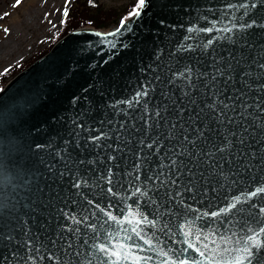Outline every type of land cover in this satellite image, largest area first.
Listing matches in <instances>:
<instances>
[{
	"label": "water",
	"instance_id": "obj_1",
	"mask_svg": "<svg viewBox=\"0 0 264 264\" xmlns=\"http://www.w3.org/2000/svg\"><path fill=\"white\" fill-rule=\"evenodd\" d=\"M253 2L257 7H249L247 15L238 7ZM229 4L233 8L229 9ZM139 11V17L124 19L126 27L123 28L119 22L107 31L92 26L69 31L0 89V207L7 217L6 227L0 223V228L14 229L16 237L13 243L0 240V260L11 258L13 249L19 252V259L13 264H33L29 256L34 258V264H57L55 259H48L51 252L71 264L77 261L99 264L97 255L101 259H115L96 252L90 245L107 242L109 247H119L125 236L121 229L133 227L142 218L141 212L149 219L159 217L157 227L142 224L141 228L148 237L155 232L159 241L153 239V243L165 250L187 247L182 224L193 233L187 238L189 242L195 243L201 232L216 233L215 239L222 248L225 245L219 241V235L231 236L235 232L236 237L228 245L234 247L236 239L252 234L248 226L258 229L260 221H264L259 213V208L264 207V193L250 196L257 187L264 186V112L258 107L264 106V68L260 67L264 64V27L261 26L264 5L259 0H146V7ZM253 21L256 23L251 28H239L240 24ZM233 24L237 27L231 33L217 31L226 26L231 28ZM223 35L232 38H218ZM186 36L190 37L187 41ZM208 40L213 43L207 51L202 47L197 51H178L181 44L204 45ZM230 54L234 58V79L225 85L221 78L218 87L223 89L221 99L236 103V117L241 123L220 126L205 110L204 119L197 121V126L202 128L207 122L210 131L205 132L206 142L198 141V150L208 152L214 145H223L228 132L239 133L245 126L248 127L244 133L246 142L242 146L234 143L229 152L217 153L209 162L203 157L196 162L186 156L177 157L185 165L181 181L186 183L190 179L188 169L195 173L194 191L182 192L183 203H180L181 197L169 200L166 193L176 189L170 184L158 187L159 182L153 184L148 177L159 174L161 166L169 164L173 152L183 144L184 132L179 126L173 138H168L171 124L184 122L191 139L197 133L187 117L189 112L195 115L199 110L183 97L184 85L180 81L170 82L172 74L185 65L210 73L213 57L226 58ZM235 60L240 61L239 66ZM199 84L192 98L203 108L206 103H212V96L211 90L204 87V80ZM145 89L149 95L139 104L135 103L136 93ZM145 102L151 124L147 131ZM245 103L249 106L246 111L240 107ZM179 107L186 109L182 121L177 120ZM158 109L159 118L154 116ZM74 120L83 127L76 128ZM77 131L80 132L79 146L74 137ZM101 132L108 133L110 138L99 141L102 146L97 148L89 136H98ZM141 139L145 143L157 139L158 145H162L159 152L156 146L148 149L140 145ZM232 139L235 142L236 138ZM109 144L111 148L107 147ZM66 147L72 161L95 160V165L74 164L61 177L59 172L64 169V162L55 153ZM188 148L192 151L191 145ZM109 155L116 160L110 162ZM138 163L142 167L137 170ZM50 165L54 166V172L49 170ZM108 167L113 171L112 185L104 179H95L100 175L106 177ZM220 171L223 177L218 175ZM77 172L90 177V184L95 182L96 186L72 187ZM128 172H132V177L127 176ZM137 174L141 176L140 182L133 179ZM138 186L142 191L149 186L158 190L141 196L135 192ZM109 187L116 195L108 192ZM149 197L157 203L151 204ZM237 197L240 198L237 209L220 213V209L236 203ZM252 204L256 207L252 208ZM160 212L164 215L160 216ZM212 212L219 215L212 217ZM64 213H69V217ZM109 213L115 219H109ZM73 215L81 220L80 224L71 220ZM84 216L88 217L87 221L83 220ZM125 218L133 223H127ZM165 223L172 229L171 232L165 229L167 235L159 230ZM89 224L96 225L95 232L101 234L99 240ZM69 227H78L80 232L68 231ZM26 233L31 234L33 247H39L40 253L29 252L23 244ZM63 237L75 245L68 254L63 252L66 248ZM85 239H89L88 246L84 245ZM259 239L264 245V234ZM52 240H57L55 248L50 243ZM178 254L180 259H189L190 264L191 260H204L193 250ZM139 255H151L153 260L149 264H161L162 260L175 259L176 254L162 257L147 251ZM134 259L130 257V261ZM253 264H264V246L254 250Z\"/></svg>",
	"mask_w": 264,
	"mask_h": 264
},
{
	"label": "snow or ice",
	"instance_id": "obj_2",
	"mask_svg": "<svg viewBox=\"0 0 264 264\" xmlns=\"http://www.w3.org/2000/svg\"><path fill=\"white\" fill-rule=\"evenodd\" d=\"M22 3V0H15V4L13 7H16ZM66 8H67V0H65ZM259 3L261 5H264V0H259ZM146 7V0H138L136 6L128 13L129 17H139L141 15V11ZM229 9L233 8V5L229 4L227 6ZM239 8L244 9V14L247 15L248 8H256L257 4L255 2L248 4V3H242L238 6ZM8 13H5V16H7ZM64 15L67 16L68 12L65 10ZM47 16V14H46ZM49 23H52V21L49 20ZM64 21H61V24H63ZM256 22L253 21L252 24H240L239 28H251ZM121 28L126 27L125 20L122 19L120 21ZM264 27V25H261ZM53 27L55 25L53 24ZM237 25L233 24L231 28L224 27L222 29H217L218 32L222 33H231L233 28H236ZM117 31L119 32L120 29L118 28ZM193 29H189V32H192ZM202 32H210L212 29H200ZM4 32L7 34L9 32V29L5 28ZM97 35H100V33H97ZM107 35H113V33H108ZM190 37L186 36L184 39L187 41ZM219 39H225V40H231L230 35H223L218 37ZM213 43L212 40H208L206 44L204 45H193V44H181L178 48V51L186 52V51H197L201 47L207 51L208 47ZM240 61L235 60V64L239 66ZM233 64H234V58L229 55V57H213V64L211 65L212 72H203V71H196L191 65H185V67L178 71L173 72V80L170 81L172 83H175L176 81H180L184 87L182 88V94L183 97H185L189 103V105L194 106L198 108L199 110L195 113V115H192L191 112H189V115L187 117V121L190 122L192 126V130L197 133V135L193 138H189L188 132L189 129L185 127L184 122H173L171 124V129L169 130V136L168 138H173V135L179 126L180 129L183 130L184 136H183V144L180 146L178 151H174L173 155L170 159V163L167 165L161 166V171L159 174H156L154 176L148 177V181H152L153 184L156 182H159L158 187H165L167 185H171L174 189H176L174 192H168L166 193V196L169 200L174 199L176 197H181L180 203H183L182 199V192H193L194 191V181L196 179L195 173L191 171V169H188V174L190 176V179L187 180V182L181 181V176L183 175V169L185 167L184 162L177 159L179 156H186L190 158L192 161L196 162L199 161L202 157L204 158L205 162H209L211 157H215L217 153H225L229 152L233 146L234 143H238L239 145H244L246 142V138L244 136V133L248 131V127L245 126L242 128V130L238 133L236 131H230L225 135V143L220 146H213V150H210L208 152H204L202 150H198V141H204L206 142L205 132L210 131L208 127V123L205 122L204 126L198 127L197 121H202L204 119L203 114L205 113V110H207L208 114L211 116V120L215 121L218 125L224 126L226 124H232L234 122L241 123L238 118L236 117V103H227L224 99H221L220 97L223 95V89H220L218 87L219 82L221 78H223V82L225 85L228 84L229 81L234 79L233 76ZM226 65V66H225ZM261 68H264V64L260 65ZM244 75H247L245 73ZM243 78V77H242ZM159 79V78H157ZM204 80V87L211 90L210 95L212 96V103L211 104H205L203 108H200L199 105H197L196 99L192 98V92L199 89L200 84L199 81ZM149 95V92L147 89L141 92L136 93V100L135 103L139 104L141 99L144 97H147ZM228 100H232V97H228ZM131 103V102H129ZM241 108H243L245 111L249 107L246 103L240 105ZM259 110L261 112H264V106H258ZM144 109H145V126L146 131L148 128L151 127L150 124V117H147V114L149 113V107L147 102L144 103ZM166 110V108H165ZM186 111L185 108L179 107L178 113L179 116L177 118L178 121L183 120L184 112ZM229 113H232V115H229ZM242 112L240 115H243ZM154 116L159 118L161 117V111L158 109L155 111ZM73 124L76 126V128L80 129L83 126L78 124L75 120L73 121ZM121 128H123V125H121ZM87 130V129H85ZM74 137L77 142V146H79V139H80V132H75ZM233 137L236 138L235 142L233 141ZM109 134L101 132L98 136H89V140L92 141L97 148L101 147L102 145L98 143L102 139H109ZM117 139H119V136H117ZM65 144H68V141H65ZM139 144L142 146L147 147L148 149H152L154 146H156V151L159 152V148L162 145H158L157 139H152L150 143H145L143 139L139 140ZM188 145H191L192 151H189ZM108 148H111L112 145H107ZM119 150V149H114ZM241 154H243V149H241ZM59 159L64 162V169L59 172V175L63 177L66 172L71 171V166L74 164L83 165L85 163H88L90 165H95V160H80V161H72L70 154H68L67 147L64 148L61 151H57L55 153ZM138 160L140 159L138 155ZM109 161H115L116 157L113 155H109L108 157ZM142 165L138 163L136 165V169L138 170L141 168ZM213 168H216V165H213ZM164 169H167L168 171L165 172ZM50 171H55L54 166H49ZM217 174V173H213ZM203 175V174H201ZM219 176L223 177L224 173L220 171L218 173ZM127 176L132 177V172H128ZM90 177L81 175L79 172H77L73 176V184L72 187L76 189H80L83 187H95L96 183L90 184ZM96 181L104 179L109 185L113 184V171L112 167L107 168V176L100 175L97 178H95ZM133 179L137 182L141 181V176L139 174L135 175ZM131 183V181H129ZM153 190L151 186L147 188V190L142 191L141 187H136L135 192L139 193L141 196H148L149 192ZM108 192L116 195V193H113V189L111 187L108 188ZM258 193H264V186L257 187L256 190L252 193H250L251 197H255ZM79 194V193H78ZM236 203H232L228 205L227 208L220 209V213L228 212L230 209H237V204L240 202V198L237 197ZM151 204H156L157 201L155 199H152L149 197ZM89 204H92L91 200L87 201ZM137 207H140V205L137 203ZM14 207V206H13ZM252 208H255L256 205L252 204ZM159 211V209H157ZM242 211V210H241ZM4 209L0 207V223H5V227L7 224V217L3 214ZM260 215L264 216V207L259 208ZM8 215H11V212H8ZM65 217H69V213H64ZM139 215L142 217L141 219H137L135 221V224L130 229L122 228L121 231L125 232V236L123 238V241L119 243V247H116L115 245H112L109 247V244L107 242H100V243H92L90 245L91 249L95 250L96 252L103 253L105 256L108 257H115V259H101L99 255H97L95 258L99 262V264H149L150 261L153 260V256L151 255H139V253H144L147 251L155 252L158 256L162 257H168L169 253H175V259L169 260L165 259L161 261V264H190L189 259H180L179 254L180 252H188L189 250H193L196 253H198L199 257L204 258V260H191V264H204L205 261H207V264H253V256H254V250L259 249L262 246V242L259 239L261 234H264V221H260V226L258 229H253L251 226H248V232H251V235H245L241 236L235 241L234 247H229L228 245L232 242V238L236 237V233L232 232L231 236L228 235H219V241L224 243V247L221 248L220 244L215 239L216 233L212 234H203L201 232L199 235L196 236V242H189L188 237L192 235L193 233L191 231L185 230V226L182 224L181 232L183 233V236L185 237L184 243L187 245L184 249H168L165 250L163 248H157L156 245L153 243V239H155L157 242L159 241V237L156 236V233L153 232L151 237H148V233L144 231L143 228H141V225H151L153 228L157 227L160 224L159 217L155 219H149L148 216L143 215V213H139ZM164 213L160 212V216H163ZM205 215H209L205 213ZM212 217H216L219 215L217 212H212L210 214ZM109 219H115L114 216H112L110 213L108 214ZM127 223L132 224L133 221L130 219H127ZM71 220H73L76 224H80L81 220L77 219L76 216H71ZM84 221L88 220L87 216L83 217ZM255 223V221H253ZM88 227L93 229L94 236L96 240L100 239V233L95 232L96 225L95 224H89ZM244 227V226H242ZM165 229L168 230V232H171V226L168 223H165L163 227H161L159 230L160 232L164 233L165 235L168 234V232H165ZM68 231H74L76 233L80 232V229L77 227L75 229H72L69 227L67 229ZM14 231V229H13ZM13 231H6L4 228H0V240H6L8 243H13L16 241V237L13 235ZM131 233V234H129ZM117 236H119V233H116ZM26 239L24 240L23 244L27 247L28 251H35L37 253H40L41 249L39 247H33V241L31 238L30 233L25 234ZM64 241L66 242V248L63 249V252L65 254H68L71 252V250L75 247V245L72 243L71 240H69L67 237H63ZM205 241H207L205 243ZM142 242V243H140ZM53 247L55 248L57 244V240H52L50 242ZM173 243H176V241H173ZM199 244L200 246H197ZM84 245H89V239L84 240ZM143 245H147V248L143 247ZM243 245V246H240ZM250 245V246H249ZM131 250V251H129ZM211 253V255H209ZM79 253H77L78 255ZM92 254V253H90ZM134 256L135 259L130 261V257ZM229 257L230 259H226L225 257ZM43 258V257H41ZM19 259V252L15 249L12 250V257H4L2 260H0V264H13L14 260ZM29 260H33L34 264V258L29 256ZM48 259L51 261L55 259L57 261V264H71V261H65L60 259L56 256L55 252H51L48 255ZM76 264H79L77 261Z\"/></svg>",
	"mask_w": 264,
	"mask_h": 264
},
{
	"label": "rangeland",
	"instance_id": "obj_3",
	"mask_svg": "<svg viewBox=\"0 0 264 264\" xmlns=\"http://www.w3.org/2000/svg\"><path fill=\"white\" fill-rule=\"evenodd\" d=\"M101 1L106 7H120L128 0ZM70 2L67 0V6ZM14 4L15 0H0V77L50 44L66 8L65 0H22L20 5ZM5 28L9 29L7 34Z\"/></svg>",
	"mask_w": 264,
	"mask_h": 264
},
{
	"label": "trees",
	"instance_id": "obj_4",
	"mask_svg": "<svg viewBox=\"0 0 264 264\" xmlns=\"http://www.w3.org/2000/svg\"><path fill=\"white\" fill-rule=\"evenodd\" d=\"M137 2L138 0H128L120 7H106L101 0H71L70 4L65 8L68 15L65 16L63 13L62 20L64 23L61 24L59 32H57L50 44L29 61L19 64L11 71L4 73L0 77V89L17 72L44 55L59 38L69 31L83 26H92L102 30H108L116 26L120 20L128 18V13L132 11Z\"/></svg>",
	"mask_w": 264,
	"mask_h": 264
},
{
	"label": "bare ground",
	"instance_id": "obj_5",
	"mask_svg": "<svg viewBox=\"0 0 264 264\" xmlns=\"http://www.w3.org/2000/svg\"><path fill=\"white\" fill-rule=\"evenodd\" d=\"M30 4H31V2H30Z\"/></svg>",
	"mask_w": 264,
	"mask_h": 264
}]
</instances>
